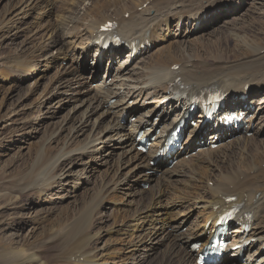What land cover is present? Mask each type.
Wrapping results in <instances>:
<instances>
[{
    "label": "bare ground",
    "instance_id": "bare-ground-1",
    "mask_svg": "<svg viewBox=\"0 0 264 264\" xmlns=\"http://www.w3.org/2000/svg\"><path fill=\"white\" fill-rule=\"evenodd\" d=\"M38 1L42 2L39 7ZM236 1L13 0V9L0 21V47L7 40L5 36L13 31V37L17 34L19 14H25L21 16L23 20L28 16L27 12L38 7V19L45 18L46 23L39 30L30 29L32 23L29 24L27 30L20 32L27 38L20 43L22 46L15 49L16 52L3 53V59L0 58V137L6 127L1 128L5 123L3 120L21 115L26 106L39 104L38 114L42 112L45 121L56 118L61 111L62 97L66 96L73 106L65 121L52 128L49 145L40 144L36 152V164L51 161L47 167L35 177L31 176L32 169L23 167L24 170L18 172L17 178H20L13 177L11 181L4 176L0 179L4 180L0 184L1 209L13 204V209H20L19 214L10 213L12 217L18 216L12 220L16 225L0 223V231L10 233L0 239L4 242H1L4 246L0 249V264H50L53 261L65 264L69 260L70 263L73 261L71 264H97L100 260L102 264H138L141 257H146L153 249L146 245L147 240L157 244L163 240V256L156 264H197L195 251L189 247L190 241L202 238L200 248L207 245L213 235V224L231 205L240 206L239 223L228 229L231 234L227 238L232 242L230 246L241 244V247L232 254L236 259L225 257L216 264H264V45H261L264 41L233 37L235 50L232 56L219 54L211 58L194 54L191 48L210 33L204 32L207 30L191 32L190 35H203L190 38V43H186L189 20L193 23L206 20L209 14V21L214 23L213 17L219 11L224 15L229 13V9L216 10V6L225 2L237 4ZM259 5L263 7L264 0ZM56 6L57 14L51 20ZM224 15L220 18H225ZM110 21L117 23L113 33L125 43L118 46L120 51L102 47L112 34L100 32V29ZM234 22V19L228 22L232 29L237 27ZM183 28L185 36L176 38ZM171 33L175 36L174 43L169 44L167 38ZM102 36L104 39L99 41ZM162 41L168 45L159 47ZM132 42H137V49L141 44L149 43L151 50H141L128 63L133 51ZM126 50L127 56L120 60ZM68 59L70 63L56 74L55 79L48 81L40 99L31 100L45 72L53 64L61 65ZM87 59H92L93 66H88ZM114 61L120 66L114 68ZM102 63H105L103 68ZM112 67L115 70L109 86L104 78L110 75ZM137 67L144 70L140 75H134ZM101 70L104 71L102 82L92 88L91 81ZM31 80L32 86L27 87L26 83ZM207 89L225 96L222 108L225 112L249 114L250 118L244 121L246 127L242 125L232 131L208 124L199 130L197 126L190 128L189 139L151 167L150 162L154 160L163 135L177 118L186 116L187 108ZM12 98L16 102L7 108ZM112 99L114 102L110 103ZM252 104L255 105L253 111ZM70 112L78 115L69 119ZM195 117L201 123L203 113ZM131 118L135 120L131 121ZM47 126L51 128V123ZM248 129L252 130L250 137H247ZM65 130L67 136L62 146L53 152L51 143ZM139 133L141 138L154 137L145 154L135 149V138ZM216 137L218 141L214 140ZM4 139L6 137L0 139V144ZM202 142L205 143L202 145ZM112 143L118 148H112L115 158L110 164L112 155L103 149ZM213 145H217L214 150L211 149ZM116 149L120 151L116 152ZM237 156V161L232 162ZM77 162L81 169L75 175L72 169ZM97 162L108 167L109 171L105 173L109 177L102 179L94 194L89 196V203L83 198L82 207L77 210L80 216L76 218L69 207L61 209L51 222L48 215H37L35 220H41L42 224L36 229V235H31L33 230L27 235L22 234L25 224L21 217L25 214L21 210L29 203H23L24 198H38L44 203L53 189L68 185L70 179H76L75 189L88 179ZM230 164L236 166L230 168ZM175 175H184L187 179L182 184H174ZM133 182L149 184V195L134 188ZM119 186H126L130 194L125 195L130 198L129 202H136V207L130 214L114 209L111 224L104 231L108 243L98 249L96 243L103 237L97 229L104 223L99 208L104 202L124 205L123 197L117 193ZM230 197L235 200L228 204L225 200ZM163 200L164 203L170 201L171 207L162 208ZM123 223V229L118 227L111 231L113 228L110 227ZM247 223L251 224V229L246 233L242 225ZM187 224L186 232H181ZM114 236L117 237L110 241ZM247 241L251 242L243 246Z\"/></svg>",
    "mask_w": 264,
    "mask_h": 264
},
{
    "label": "rangeland",
    "instance_id": "rangeland-1",
    "mask_svg": "<svg viewBox=\"0 0 264 264\" xmlns=\"http://www.w3.org/2000/svg\"><path fill=\"white\" fill-rule=\"evenodd\" d=\"M236 2H237V4L236 3H232V5H229L228 3L225 2L224 4H219L218 6H216V8H215L216 10H222L225 7L227 9H229L228 10L229 13L227 15H224L221 11H219L218 14L213 17L214 23L209 21V19L211 18V16H209V14H208V18L209 19L207 18L206 20H202L200 22V24H198L196 22L193 23V20H189L188 21V25L186 26V28H187L186 29V32H187L186 35H189V37L186 39V41H187V42L185 41L186 43H188V44L190 43L189 41H191V40H188L190 38H194V39L195 38H199V37L201 38V36L203 35L202 33H196L195 35L194 34L190 35L191 32H197L198 30L200 32H202V30H207V31H204V32H210V33H207V35L202 36L203 38H202V40H200L199 44L191 46L192 52L194 54L199 53L201 56L210 57V58L214 57V56H217L219 54H223L222 57H227V56L230 57V56H232L233 50H235V46H234V41L233 40L236 37L239 38V39H242V38H246V39H261V40L264 41V6L261 7L259 5V4H261L262 0H237ZM41 3L38 1V5L37 6L39 7ZM13 5H14L13 0H0V21H1V19H3V17L9 11H11L13 9V7H14ZM38 7L36 9H38ZM259 7H260V10H259ZM56 9H57V6L54 8V10H56ZM35 10L31 9L30 11H32V12H27L29 14L26 13V15H28V16L23 18V20H21V16H24L25 14H22V15L19 14L20 20L18 21L19 28L17 30V34H15V36L13 37V33L15 32V31H13L12 33H9L10 35L5 36L7 38V40L4 41L3 44L0 47V58H1V56H4L3 53L7 54V52H9L11 50L12 51L15 50V49L18 50L22 46V44H20V43H22V41L26 40L27 38L25 37L26 34H23V33H20V32L25 30V29L27 30V27L29 26V24L32 23L30 29L34 28L35 30H39L38 28H40V26L42 27L43 25H45L44 24V23H46L45 18H43L44 20H42V21L39 20L38 19L39 18V14H38L39 11L36 10L37 11L36 12ZM216 10H213V12L215 13ZM55 14H57V10L55 11L54 14L51 15V20H53ZM221 15H224L225 18H223V19L220 18ZM233 19L235 21L234 23H237V27L235 29H232L231 28V24L228 23V22H231ZM40 23H43V24H40ZM184 30H185V28H183L179 33H177L176 38H179L180 36H183V35L185 36ZM211 34H213V35H211ZM174 37L175 36H173V33H171L169 35V37L167 38L168 39L167 42L169 44L174 43L173 42V38ZM217 39H220V40H217ZM167 42H165V41H162L161 43L159 42L160 43L159 47L160 46L165 47L166 45H168ZM181 43H183V42H181ZM177 44L179 45L180 43H177ZM261 45L263 46L264 44H261ZM149 50H151V49L149 48ZM15 52H16V50H15ZM127 54H128V50H126L124 52V54L122 55V58L120 60L125 59ZM1 59H3V58H1ZM1 62H3V61H1ZM86 62L88 64V66H93V64H94L92 59H87ZM69 63H70V59L64 60L61 65H60V63H58V65L57 64H53V66L50 67V69L47 72H45L44 78L39 80V85L37 86L36 90L34 91V94H33V97H31V100H33L34 98H38V97L40 99L43 89L48 85V81L50 79H55V77H57L59 72H62L63 68L65 69L66 65H68ZM112 63H113L112 65L114 66V68H117L118 66H120L117 63V61H114ZM225 64H228V62H226ZM101 65H102L101 68H103L104 67L103 65H105V63L100 64V66ZM114 68L112 69V72L110 73V75H107L104 78L105 79L104 81H105L106 85L110 86V84L112 82L111 81V79H112L111 75L113 74V72L115 70ZM42 71H43V68L40 70V73H42ZM143 71L144 70H143L142 67H140V68L137 67L134 70V75H140L141 73H143ZM102 72H104V71L101 70L100 73L97 72V74L95 75L94 80L91 81L92 84H90V85H91L92 88H94L95 85H97V84H101V82H102L101 80L103 79V73ZM26 84H27V87L29 85L32 86L31 85L32 84V80L27 82ZM14 98L16 99L15 96H14ZM15 99L13 100V98H12L11 99L12 101L10 100L8 102L9 105L7 104L8 105L7 108H9L11 104L16 102ZM131 101L132 100H130L129 102H131ZM54 102H56V101H53L52 103H54ZM30 103L27 102L26 104H30ZM60 106H62V108H61V111L55 116L56 118H54L52 120H49V121L48 120H46V121L44 120L42 112L40 114H38V111L40 110L39 104H33V106H31L30 108H29V106H26L24 108V110L22 111L21 115L12 116V117H9L8 120H7V118H5L3 120L5 123L1 125V128H3V126H5V125H6V127L3 129V133H2V136L0 137V139H3V137H6V139L2 140V143L0 144V179L4 178V176H6V178L9 179V180L14 179V178L18 179V178H20V177L17 178V176L20 173L19 171L24 170L25 167H27L29 169H32V173L33 174L31 176L35 177V175L40 173L42 170H44L48 166V164L51 161L48 162L46 160L45 163L42 162L39 165L36 164L35 160L38 159L36 152L41 147L40 144L44 143L46 146L49 145L47 142L49 141L50 136L52 135L51 134L53 132L52 128L60 126L61 123L63 121H65V116L67 115V112H69V110L72 108L73 104H72L71 101H69L68 98H66V96H64L61 99ZM254 107H255V105H254ZM254 107H253V110L255 109ZM77 115L78 114L74 115V113L70 112V114H69V116L67 118L70 119L73 116H77ZM9 120H11L13 122L11 123V122H9ZM49 123H51V128H49V126H47ZM23 124H24V127H21ZM249 133L250 134H249L248 137H250L252 135V130L249 131ZM66 136H67V130L63 131L53 141V143H51L54 146L53 152H56V151H58L60 149V147L62 146V143L65 140ZM82 138H83V136L77 141V143H79ZM206 144H208V141L206 142ZM77 145H75L74 148L77 147ZM110 145H107L106 148L103 149V150L104 151L105 150L109 151L111 153V155H112V152H111L112 148H118V145L114 144V143H112ZM115 151L119 152L120 149H116ZM114 158H115V156L113 154L109 158V163L110 162L112 163ZM186 158L188 159V157H186ZM237 159H238V156L236 157V159L234 157L232 159V162H234V161L236 162ZM79 165L80 164L77 162V165L73 166V169H72L73 170V174L76 175L77 173H75V172H79L80 171L81 168H80ZM94 165H93L94 170L91 173L88 174L89 175L88 179L86 181H84L81 186L77 185V188L74 189L73 185L75 183H77V181H76V179H70V182L67 183L68 185H65V186H62V187L60 186L61 188L59 187L58 189H53L52 193H51V196L44 203L40 202L38 200V198H36V199L35 198L28 199V198H24L23 197L24 198L23 203H27L26 201H29V203L25 204L27 206H25L21 210L22 214H25V216L23 215L21 217V218H24V224H25L23 231H21L22 234L23 235H27L33 230L32 231L33 233H31V235H34V234L36 235V233H37L36 229L40 228L39 226H40V223H41V220L40 221L39 220H37V221L35 220V217L37 215H38V217L40 215H41L40 217L48 215L49 216V221L51 222L52 219L56 218L58 212L60 213L61 209H63V208L65 209V208L69 207L71 212L73 211V213L75 214L76 218H77V216H80V214H78L77 210L80 207H82L83 198L84 197L87 198L86 199L87 202L88 201L90 202V197L89 196L94 194V192H95L94 190H96L98 185L101 183L102 179H107L109 177V174L105 173V171H109V169H108V167L106 165H104V166L102 165L101 166L100 162H97V164H94ZM230 165H231V166H229L230 168L236 166V164H230ZM33 166H35V167L33 168ZM147 170H149V169H147ZM150 174H153V172L151 171ZM154 175H155V173L153 174V176ZM181 178H183L184 180L181 179ZM173 179L174 180L176 179L174 181L175 182L174 184H182V183L185 182V180L187 178L184 177V175H175ZM3 181H0L1 182L0 184H2ZM11 181H13V180H11ZM208 183H209L208 184L209 186L212 185V182H208ZM20 184H22V183L20 182L19 185ZM132 184H133L132 186L134 188L138 189L139 192L144 193L145 196L149 195V192H150L149 191L150 190L149 189V184L144 186V188H142V186H141L142 183L141 182L138 183V184L136 182L135 183L133 182ZM140 188H142L143 191H141ZM117 193L120 194V196L123 197L124 205L123 204L121 205L118 202H115L116 204L115 203L113 204V203L104 202L101 205V207L99 208V211H101V214L103 216V217H101V220L104 221V223L99 228H102V227H105V228L101 229V230H99V228L97 229L98 232L101 231L100 232L101 233L100 236L103 237V238H101V240H99L98 243H96V248H98V249L100 247H104V245L106 243H108V240L106 239L104 231H106V229L109 227V224H111L110 219H111L112 215L115 213L114 209L126 210V212L128 214H130V213H133V211H134V209L136 207V202H129L130 198L127 199L128 197L125 195V193H128V195L130 194L128 192L126 186H121V187L119 186V188H117ZM67 194H68V196H67ZM125 197H126V199H125ZM74 198H76V199L74 200ZM170 203L171 202L167 201V200H165V203H164V200H163V201H161L160 204H161V207L164 208V207H171L172 204H170ZM1 205H3V203H1ZM11 206L14 207V204L11 205ZM1 207H0V209H1ZM12 207H9V208H6V209H1L2 212H1V216H0V223L1 222H5L4 226L16 225L12 220L17 218L18 216L12 217V215H14V214L16 215V213L19 214L18 211H20V209L16 210V209H13ZM15 207L19 208L20 205H15ZM25 209H27V210L25 211ZM44 211H46V212H44ZM47 212H49V213H47ZM10 221L12 222L11 224H10ZM47 222H48V220H47ZM128 222H131V219ZM8 223L10 225H8ZM125 223H127V222H125ZM125 223L114 225L113 227H110V228H113V229H111V231L114 232L115 229H117L118 227L123 229ZM188 226H189L188 224L183 226L180 229V231L181 232H186ZM133 228H134V226H133ZM9 234H10L9 232H6V233L3 232L2 233V231H0V239L8 236ZM128 234H130V232H128L127 235ZM120 236L121 237H125V236H122V235H120ZM115 237H117V236H114L113 238H111L110 241L113 240ZM195 240H197V239L194 238L193 240H191L190 243H189V246L193 242H195ZM1 242H3V241L0 240V244H2ZM162 244H163V240H162V243H159V244L154 243L153 241H148L147 240L146 241V245L148 247H149V245H151L153 247V249L151 250V252H147V254L145 255L146 257H144V255H143V257H141L140 261H138V264H156L162 258L161 256H163L162 249L165 248V246L162 245ZM3 246H4V244H2V246L0 245V249ZM57 259H59V258H57ZM153 260H154V262H153ZM55 263L59 264V263H57L55 261H53L50 264H55ZM71 263H73L72 260H71ZM71 263H70V260L68 262H65V264H71ZM97 264H102L101 260L98 261Z\"/></svg>",
    "mask_w": 264,
    "mask_h": 264
}]
</instances>
